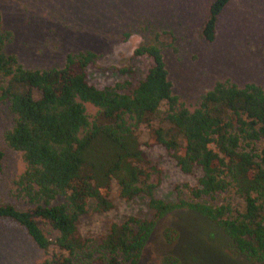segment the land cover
<instances>
[{"label": "trees", "instance_id": "obj_1", "mask_svg": "<svg viewBox=\"0 0 264 264\" xmlns=\"http://www.w3.org/2000/svg\"><path fill=\"white\" fill-rule=\"evenodd\" d=\"M228 1L210 2L202 27L207 41L214 39ZM167 39V32L157 33L134 50L153 62L135 86L125 81L97 88L85 73L97 59L94 52L68 54L59 68H25L4 52L11 32L2 28L0 16V100L13 115L3 139L22 155L25 168L15 186L30 205L20 210L0 204V218L24 227L45 252L57 250L36 264H138L156 221L181 208L219 228L232 255L264 261V89L216 81L188 108L168 78L162 55ZM86 103L96 108L93 116ZM153 144L163 146L182 172L201 169L198 187L186 185L190 199L155 197L141 148ZM2 156L0 151V172ZM112 181L124 199L144 196L153 218L113 222L92 247L80 236L78 220L89 201L101 211L111 207ZM162 264L179 262L168 255Z\"/></svg>", "mask_w": 264, "mask_h": 264}, {"label": "rangeland", "instance_id": "obj_2", "mask_svg": "<svg viewBox=\"0 0 264 264\" xmlns=\"http://www.w3.org/2000/svg\"><path fill=\"white\" fill-rule=\"evenodd\" d=\"M211 1L0 0L2 28L11 32L4 52L16 56L25 68L48 69L62 67L68 54L90 50L97 59L85 68L89 84L103 88L128 81L133 87L153 63L148 55H136L134 50L155 34L167 32L163 60L173 93L188 108H193L216 81L229 80L238 86L255 83L264 89V0H229L217 18L214 39L207 41L202 27ZM86 110L93 116L96 108L86 103ZM12 123L8 102L0 100V204L22 210L30 205L17 192L15 181L25 164L21 153L9 148L3 139ZM141 132L145 141V126ZM141 148L149 181L156 185L155 197L164 201L190 199L186 185L198 187L201 169L184 173L163 146ZM107 198L109 209L98 210L94 201H89L78 220L80 236L89 239L92 247L113 222L130 216L153 218L144 196L122 198L115 181ZM41 227L54 238L50 227ZM54 251L53 247L47 252L40 249L24 227L0 218V264H36ZM168 255L179 264H264L232 255L223 232L187 208L156 221L138 264H162Z\"/></svg>", "mask_w": 264, "mask_h": 264}]
</instances>
